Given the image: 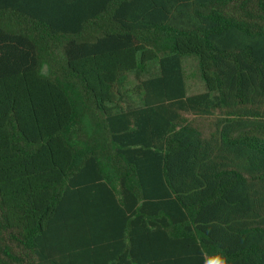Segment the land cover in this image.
Returning <instances> with one entry per match:
<instances>
[{
	"label": "trees",
	"instance_id": "16d2710c",
	"mask_svg": "<svg viewBox=\"0 0 264 264\" xmlns=\"http://www.w3.org/2000/svg\"><path fill=\"white\" fill-rule=\"evenodd\" d=\"M221 251L264 264V0H0V264Z\"/></svg>",
	"mask_w": 264,
	"mask_h": 264
},
{
	"label": "rangeland",
	"instance_id": "374dc122",
	"mask_svg": "<svg viewBox=\"0 0 264 264\" xmlns=\"http://www.w3.org/2000/svg\"><path fill=\"white\" fill-rule=\"evenodd\" d=\"M184 67L189 81L199 87L200 85L195 73V62L190 58L184 59Z\"/></svg>",
	"mask_w": 264,
	"mask_h": 264
},
{
	"label": "clouds",
	"instance_id": "9594fccd",
	"mask_svg": "<svg viewBox=\"0 0 264 264\" xmlns=\"http://www.w3.org/2000/svg\"><path fill=\"white\" fill-rule=\"evenodd\" d=\"M216 264H230L229 257L223 251L216 254Z\"/></svg>",
	"mask_w": 264,
	"mask_h": 264
}]
</instances>
